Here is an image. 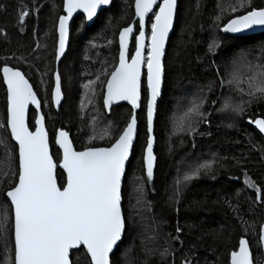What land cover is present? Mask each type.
Here are the masks:
<instances>
[{"label":"trees","instance_id":"1","mask_svg":"<svg viewBox=\"0 0 264 264\" xmlns=\"http://www.w3.org/2000/svg\"><path fill=\"white\" fill-rule=\"evenodd\" d=\"M133 1L113 0L110 8L102 11L90 27L79 28L82 17L72 23L68 50L58 67L64 98L56 111L51 89L56 70V26L62 14V0H0V68L8 65L19 69L37 92L55 162L60 160V152L54 145L58 129L70 134L76 150H83L93 143L107 145V137L85 141L92 132L81 118L83 84L95 79L101 68L100 59L106 57L104 60H108L110 72L116 64L117 36L133 19ZM218 1L178 0L175 26L163 62L164 86L154 129L157 163L151 182L147 181L142 162L146 145L143 86V104L137 114V140L122 188L125 231L111 256V264H124L126 259L128 264H182L185 259L190 264H228L230 253L237 249L242 237L247 239L254 260L262 255L260 245L257 251V244L264 223V203L256 200L255 190L246 187L244 181L247 178L257 187L264 188V139L249 123L250 119L264 115V103H253L242 114L224 105H236L241 100L237 85L227 82L230 79L226 74L228 64L241 53H245L246 60L252 64H264V33L244 37L224 35L223 25L249 8L245 6L240 12L220 16ZM251 4L264 7V0H251ZM21 6L29 11L23 24L17 20ZM214 28L220 39L218 46L210 50ZM135 30L138 31L136 24ZM109 41H113V45L106 52ZM45 71V84L40 85V73ZM240 80L239 87L247 91V86L243 85L247 80ZM193 88H199L200 93L203 91L201 95L205 100L201 112L205 116L195 119L196 130L191 135L173 136L170 125L176 97L179 92L186 95ZM202 88H207L205 96ZM102 96L100 85L95 97L97 113L103 121L111 122L109 134L117 135L129 121L130 109L125 106L113 108L107 117ZM243 99L247 100V97ZM6 107V90L0 75V123L6 124ZM34 117L30 111V129H33ZM0 141H3L0 143V205H3L8 203L3 194L13 178L7 166L9 160H2L3 148H11L12 170L18 168V153L6 127L0 128ZM204 163H209L210 167L201 169L191 181L183 182L186 173ZM5 172H8L7 176ZM62 176L64 174L57 169L58 184L63 182ZM133 177L143 178L139 180L144 185V212L139 214L144 216L143 229H137L143 230L141 232L134 227L131 211L130 182ZM177 180L181 181L178 195ZM178 227L180 232L176 231ZM132 249L131 255L124 257V252ZM1 255L0 239V264H4ZM70 258L73 264L78 258L79 264H87L81 251H72Z\"/></svg>","mask_w":264,"mask_h":264},{"label":"snow or ice","instance_id":"2","mask_svg":"<svg viewBox=\"0 0 264 264\" xmlns=\"http://www.w3.org/2000/svg\"><path fill=\"white\" fill-rule=\"evenodd\" d=\"M110 5V0H62L66 15L58 18V46L55 59L60 60L65 52L69 36V21L76 12H81L82 19L79 28H86L94 23V18L104 6ZM154 6L156 10L153 11ZM247 6L249 10L242 15H236L223 25L222 31L229 34L244 35L256 27L264 28V7L252 6L251 0H242L240 7ZM135 17L138 18V35H135V52L127 58L128 40L133 34L129 24L119 31V62L110 73L103 71L97 74L103 91V106L109 108L115 101H127L131 104L133 113L126 126L117 135H110L105 129L100 139L107 137L106 146L84 147L77 151L69 139V133L58 131L55 143L62 149V159L59 168L66 176L58 184L55 169L57 164L49 152L47 133L44 128V117L38 115L35 119V131H31L26 122L29 105H35L39 110L40 100L37 92L25 75L12 67L4 66L3 84L6 85L7 111L6 124L0 123V128L10 130V138L18 145V168H11V153H8V170L12 173L9 187L4 196L8 203L0 205V239L4 242L5 251L11 252L9 264H73L70 258L71 250L81 251L87 264H111L110 254L118 246L125 229V219L122 211V181L130 161L137 133V117L135 110L141 107L142 68H146L147 96L144 102L146 110V147L143 150L142 162L148 182L153 179L154 161V117L157 111L158 98L162 96L163 63L165 43L173 26L176 0H135ZM235 12L237 9L232 8ZM150 17V34L146 31V17ZM29 11L21 6L17 20L23 24ZM147 41V42H146ZM218 46L216 41L210 44V50ZM39 47V45H38ZM145 51L147 55H145ZM241 68H246L247 91L239 87ZM219 75V73H217ZM40 73V85L45 84ZM228 84L235 83L241 94L240 103L225 108L233 112L244 113L253 103H264V64L246 62L243 53L234 63L233 72ZM54 87L51 89V99L56 105L62 99V79L59 71L53 73ZM97 81L89 80L84 85L95 95L93 85ZM221 87L224 81L220 82ZM246 96L247 100L243 97ZM204 97L190 101V106L179 120H173V131H186L189 135L195 132L194 117L204 118L201 112ZM215 103V101H213ZM83 106V103H82ZM199 121H196L198 123ZM259 133L264 134V115L250 119ZM111 126V122H109ZM96 136L90 137L95 141ZM3 143V141H0ZM210 167L204 163L186 173L183 182L195 178L201 169ZM5 176L8 172L4 173ZM138 180L143 178L138 177ZM177 180V195L179 185ZM246 187L255 190L256 200L264 203V188L257 187L249 179L244 181ZM143 182L137 185V190L143 193ZM180 232L179 227L176 229ZM259 241L264 242V225L260 228ZM82 246V247H81ZM259 252V242L257 244ZM167 249H165V253ZM164 253H162L163 255ZM264 255H258L255 260L251 255L250 246L243 237L239 239L238 250L230 253V264H261ZM79 264V258L75 262ZM182 264H190L185 259Z\"/></svg>","mask_w":264,"mask_h":264},{"label":"rangeland","instance_id":"3","mask_svg":"<svg viewBox=\"0 0 264 264\" xmlns=\"http://www.w3.org/2000/svg\"><path fill=\"white\" fill-rule=\"evenodd\" d=\"M245 1V0H244ZM242 0H219L218 1V13L220 16H224L227 13H235V12H240L243 8L242 7H238L240 6ZM235 7L237 9V11L233 12L232 8ZM146 31L150 34V23L147 24V29ZM219 36L218 33L216 31V29L214 28L212 34H211V40H210V44L213 43V41H216V43L219 41ZM90 48H92V41H90ZM113 45V41H109L105 47V51H109L110 47H112ZM242 54V53H241ZM241 54L236 55L233 60L228 64L227 68L228 70L226 71L228 75H230L233 72V67H234V63H236L239 58L241 57ZM147 55V52H146ZM243 55L245 56L246 59V54L243 53ZM106 58V57H105ZM100 59V64H101V68L99 73H101L100 78L101 80L104 79V76L102 75L103 71H107L110 73L109 69L107 68V65L109 66L108 60H104ZM246 62H249L246 60ZM116 64H114L112 66V70L114 69ZM105 66V67H104ZM111 70V71H112ZM250 73H248L246 68H241L240 73H239V79H245L247 80V76ZM230 79H231V75H230ZM93 81H97V76L95 77V79L93 78ZM88 84V81L86 83H84L83 85ZM210 85V84H208ZM245 86H247V84H243ZM97 86H100L99 81H97V83L95 85H93V89L95 92V95L92 94V92H90L88 89H86L85 87V93L83 91V96L81 99V118L83 120L84 123L88 124V128L92 133H88V135L85 137V141L91 142L90 141V137L92 136H96V139H98V137L100 138V135L103 133V131L105 129L108 130V132L110 133L112 126H110L107 122L103 121V119L101 118L100 115H98L97 113V107L95 104V97H96V89ZM204 95L207 92V88L204 89ZM100 90V89H98ZM201 93L203 94V91H201ZM200 90L199 88H193L191 90H189V92L185 95L182 94L181 92L178 93L176 99L177 101H175V108H174V114L171 120V133L173 136H179L181 134H185L187 133L186 131H180V130H176L175 132L173 131V120H179L180 117L183 115V113L187 110V108L190 106V101L194 100L197 97H201ZM181 95H184L182 97H180ZM180 97V98H179ZM228 97V96H227ZM83 103V106H82ZM197 117L193 118V121L195 122V119ZM230 124H233L232 122H230ZM95 139V140H96ZM5 146V145H3ZM9 146V145H8ZM4 153H3V159H7L9 160L8 157V153H11V148L5 146L4 148ZM12 154V153H11ZM11 161H13V157L11 156ZM0 164H2V161L0 162ZM139 180L135 177L132 178L131 182H130V202H131V211H132V215H133V219H134V227H136V231H143V230H137L139 229V227H141V229H143L142 227V223L144 220V216L143 215H139L140 213H143V207H142V201H143V193L139 192L137 190V185L139 184ZM136 225V226H135ZM133 252V249L127 252H124V257L127 256V254L131 255V253ZM1 262L4 264H8L9 260L8 257L10 256V251L6 252L5 251V245L4 242L1 239ZM129 262L127 261V259L124 261V264H128Z\"/></svg>","mask_w":264,"mask_h":264},{"label":"water","instance_id":"4","mask_svg":"<svg viewBox=\"0 0 264 264\" xmlns=\"http://www.w3.org/2000/svg\"><path fill=\"white\" fill-rule=\"evenodd\" d=\"M112 1L113 0H110V5H108V6H104V8H103V10H100L99 11V14L102 12V11H104V10H107L108 8H110V6H111V4H112ZM158 2H159V0H158ZM134 4H135V0L133 1V19H132V21H131V25H132V27H133V34L129 37V40H128V49H127V53H128V55H127V58L130 60V58H131V56H130V49H131V45H132V42H134V50H133V52H132V54H134V52H135V35H138V31H136L135 30V24L137 25V27H138V18H136L135 17V7H134ZM177 4H178V0H176V8H175V12H174V19H173V26H172V28L170 29V31H169V35H168V37H167V39H166V43H165V52H164V56L162 57V63L164 62V57H165V53H166V49H167V45H168V42H169V39H170V36L172 35V33H173V30H174V26H175V21H176V15H177ZM156 10V7L154 6V9H153V11H155ZM67 13L66 12H64V10H63V6H62V14L61 15H66ZM98 14V15H99ZM82 13L81 12H76V13H74L73 14V17L70 19V21H69V36H68V40H67V43H66V47H65V52L62 54V56H61V58H60V60L59 61H57L56 59H55V67H56V70H55V72L56 71H58V67H59V65H60V63L63 61V59L65 58V56H66V53H67V50H68V44H69V40H70V28H71V25H72V23L77 19V18H79V17H82ZM151 16V13H149L148 14V16L146 17V23H147V20H148V18ZM98 17V16H97ZM97 17H95L94 18V22H95V20L97 19ZM93 25V23H90V24H88V26L87 27H90V26H92ZM127 27V26H126ZM124 28V27H123ZM122 28V29H123ZM57 29H58V21H57V26H56V37H57V43H56V48H57V46H58V39H59V34H58V31H57ZM122 29H120V30H122ZM222 33L224 34V35H226V36H229V37H244V36H252V35H256V34H260V33H264V28H261V27H256V28H254V29H252L251 31H249V32H247V33H245L244 35H236V34H229V33H225V32H223L222 31ZM147 42V41H146ZM117 45H118V55H117V63L116 64H118V62H119V33H118V36H117ZM145 55H146V51H145ZM4 66H8V65H3L1 68H0V75H1V77H2V82H3V72H2V68L4 67ZM8 67H11V66H8ZM13 68V67H12ZM163 68H164V64H163ZM14 69H16V68H14ZM17 70H19V69H17ZM114 70V69H113ZM20 71V70H19ZM54 72V73H55ZM4 85V84H3ZM143 86H144V91H145V97L147 96V82H146V68H142V78H141V107H139V108H137L136 110H135V113H136V117H137V114L140 112V110H141V108H142V104H143ZM163 86H164V72H163V78H162V93H163ZM4 87H5V90H6V85H4ZM53 87H54V79H53ZM34 90V89H33ZM104 91V90H103ZM6 97H7V92H6ZM38 98V97H37ZM63 93H62V99H61V103L59 104V105H56V104H54L53 102H52V105H53V107H54V109L56 110V111H58L59 110V108H60V106H61V104H62V102H63ZM161 98H162V96L160 97V98H158V103H157V108H158V104H159V102H160V100H161ZM39 99V98H38ZM146 99V98H145ZM41 103V102H40ZM6 104H7V98H6ZM102 105H103V99H102ZM123 106H125V107H127L128 109H130V112H131V115H130V118H131V116H132V113H133V109H132V106H131V104H129L127 101H115V102H113L112 103V105H110V107L109 108H104V106H103V109H104V112H105V114H106V116L108 117V116H110L111 115V111H112V109L113 108H116V107H123ZM6 111H7V107H6ZM30 111H32L33 113H34V120H33V129H30L31 131H35V127H34V125H35V119H36V117L38 116V115H42L43 117H44V115H43V111H42V105H41V107H40V109L39 110H37L36 109V106L35 105H29V107H28V109H27V113H26V122H27V124H28V126H29V121H28V119H29V112ZM144 115H145V127H146V110H145V107H144ZM156 116H157V111H156V114H155V117H154V129H155V121H156ZM130 118H129V120H130ZM43 123H44V128H45V131H46V133H47V138H48V143H49V152H50V155H51V147H50V140H49V133H48V130H47V128H46V123H45V117H44V120H43ZM252 127L259 133V131L255 128V126L254 125H252ZM60 130H63V129H58L57 131H56V133H55V136H54V145H55V147H56V149L57 150H59V152H60V161H61V159H62V149H59V146L55 143V140H56V135H57V133H58V131H60ZM9 131V134H10V130H8ZM63 131H66V130H63ZM67 132V131H66ZM137 134H138V121H137V133H136V137H135V139H134V145H135V142H136V140H137ZM262 137H263V139H264V134H261V133H259ZM153 135H154V131H153ZM69 139L71 140V137H70V134H69ZM12 140V139H11ZM72 141V140H71ZM12 142L15 144V146L17 147V153H18V145H16V142L14 141V140H12ZM74 147V146H73ZM145 147H146V145H145ZM155 147H156V139H155V135H154V145H153V151L155 152ZM133 148H134V146H133ZM77 151H81V150H77ZM133 151V150H132ZM131 155H132V153H131ZM154 155H155V153H154ZM52 156V155H51ZM156 157V156H155ZM130 159H131V157H130ZM54 160V159H53ZM60 161H59V163H60ZM55 162V161H54ZM59 163L57 164V168L55 169V174H56V170L57 169H59L62 173H63V170L61 169V168H59ZM129 163V162H128ZM128 163H127V166H128ZM156 163H157V159H155V161H154V168H153V175H154V172H155V169H156ZM127 166H126V169H127ZM143 169H144V167H143ZM144 173H145V169H144ZM64 174V173H63ZM146 175V174H145ZM64 176H66V174H64ZM125 177V176H124ZM123 182H124V178H123V181H122V188H123ZM122 203H123V199H122V201H121V206H122ZM123 211V210H122ZM262 225H264V223L262 224ZM261 225V226H262ZM261 228V227H260ZM124 231H125V229H124ZM124 231H123V234H122V239H123V235H124ZM259 235H260V232H259ZM122 239H121V241H122ZM245 239V238H244ZM247 240V239H246ZM121 241H119L118 242V245L121 243ZM239 242V241H238ZM259 245H260V249H261V253H262V255H264V242H261V241H259ZM82 247V246H81ZM117 247L118 246H116L115 248H114V251L110 254V262H111V256L114 254V252H115V250L117 249ZM236 250H238V247H237V249ZM72 251H75V250H71V252ZM250 251H251V249H250ZM71 252H70V254H71ZM252 255V254H251ZM228 264H230V255H229V261H228ZM261 264H264V261H262L261 262Z\"/></svg>","mask_w":264,"mask_h":264},{"label":"flooded vegetation","instance_id":"5","mask_svg":"<svg viewBox=\"0 0 264 264\" xmlns=\"http://www.w3.org/2000/svg\"><path fill=\"white\" fill-rule=\"evenodd\" d=\"M147 29V28H146ZM131 48H132V51H130V56H131V54H132V52H133V50H134V42H132V46H131ZM117 63V62H116ZM102 99H103V96H102ZM55 161V160H54ZM60 161V160H59ZM56 164H58L59 162H55Z\"/></svg>","mask_w":264,"mask_h":264}]
</instances>
